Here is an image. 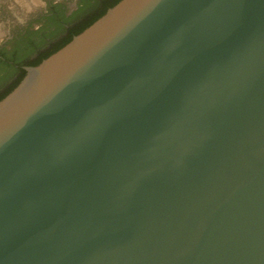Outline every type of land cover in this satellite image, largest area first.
<instances>
[{
  "label": "water",
  "instance_id": "water-1",
  "mask_svg": "<svg viewBox=\"0 0 264 264\" xmlns=\"http://www.w3.org/2000/svg\"><path fill=\"white\" fill-rule=\"evenodd\" d=\"M0 100V264H264V0H120Z\"/></svg>",
  "mask_w": 264,
  "mask_h": 264
},
{
  "label": "flooded vegetation",
  "instance_id": "flooded-vegetation-1",
  "mask_svg": "<svg viewBox=\"0 0 264 264\" xmlns=\"http://www.w3.org/2000/svg\"><path fill=\"white\" fill-rule=\"evenodd\" d=\"M34 2L24 7L18 0H0V96L27 66L42 60L103 10V0Z\"/></svg>",
  "mask_w": 264,
  "mask_h": 264
},
{
  "label": "trees",
  "instance_id": "trees-1",
  "mask_svg": "<svg viewBox=\"0 0 264 264\" xmlns=\"http://www.w3.org/2000/svg\"><path fill=\"white\" fill-rule=\"evenodd\" d=\"M119 1L120 0H103V10L99 14H97L94 18H92L91 20H89L88 22H86L81 28H79L78 30H76L72 36L68 37L63 43H61L56 49H53L43 59H45L46 57H48L49 55H51L52 53H54L57 50H59L60 48H62L64 45H66L69 41L72 40V38L76 34L82 32L85 28H87L88 26H90L94 21H96L98 18H100L102 15H104L109 8H111L112 6H114L115 4H117ZM42 60L38 61L35 65H38ZM26 72L27 71H24L23 74L10 86V88L5 93H3L0 96V100L3 99L7 94H9L20 83V81L26 75Z\"/></svg>",
  "mask_w": 264,
  "mask_h": 264
},
{
  "label": "bare ground",
  "instance_id": "bare-ground-1",
  "mask_svg": "<svg viewBox=\"0 0 264 264\" xmlns=\"http://www.w3.org/2000/svg\"><path fill=\"white\" fill-rule=\"evenodd\" d=\"M22 5H24V7L25 6H27V7H30V6H32V5H34V0H18ZM27 7H26V9H27ZM24 9V8H23ZM28 10H29V8H28Z\"/></svg>",
  "mask_w": 264,
  "mask_h": 264
}]
</instances>
